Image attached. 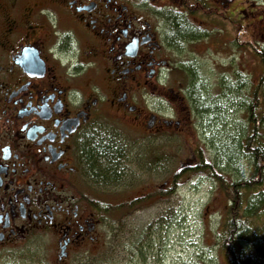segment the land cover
<instances>
[{"label": "flooded vegetation", "instance_id": "af4514ba", "mask_svg": "<svg viewBox=\"0 0 264 264\" xmlns=\"http://www.w3.org/2000/svg\"><path fill=\"white\" fill-rule=\"evenodd\" d=\"M1 10L0 261L53 238L61 263L104 236L110 207L135 210L161 194L104 199L106 187H122L129 149L119 137L131 122L145 135L205 131V115L229 98L252 117L235 128L242 151L264 145V0H43ZM96 147L117 150L115 175L96 168L108 161ZM217 152L205 159L226 181ZM230 167L227 184L253 169ZM252 188L264 192V178Z\"/></svg>", "mask_w": 264, "mask_h": 264}, {"label": "rangeland", "instance_id": "374dc122", "mask_svg": "<svg viewBox=\"0 0 264 264\" xmlns=\"http://www.w3.org/2000/svg\"><path fill=\"white\" fill-rule=\"evenodd\" d=\"M41 1L0 0V12L3 7L7 13H22L24 7L37 6ZM212 72L214 75L215 69ZM233 96L234 93L229 95L230 98ZM244 97L249 98L246 93H243ZM232 104L226 102V107L231 109L224 113V128L220 122L224 117L222 113L214 114L217 123L205 131L196 125L185 124L180 129L146 130L145 135L143 131L135 130V123L131 122L119 137L129 149V156L124 161L126 175L122 187L105 188V201L118 204L154 189H170L171 177L180 171L173 192L152 197L142 204L139 202L135 210L118 211L110 207L104 215V236L95 245L73 253L61 263L57 262L52 238L45 243H33L26 247L27 251L19 248L15 256L12 254L0 264H79L78 261L86 256L93 257L92 264L96 261H100L98 264H226L216 241L226 218V193L203 171L185 169L196 164L193 160L196 149L204 150L206 156L213 149L218 151V146L225 149L230 146L228 139L233 136L236 126L248 125L246 112L235 111ZM208 117L213 115L204 118ZM133 151H137L136 155ZM221 152L223 149L222 155ZM220 154L217 152L219 158ZM242 159L239 160L244 164ZM221 162L227 176L224 182H229L232 168L226 158H220Z\"/></svg>", "mask_w": 264, "mask_h": 264}, {"label": "trees", "instance_id": "16d2710c", "mask_svg": "<svg viewBox=\"0 0 264 264\" xmlns=\"http://www.w3.org/2000/svg\"><path fill=\"white\" fill-rule=\"evenodd\" d=\"M182 28V26H179L180 31H182ZM184 31L185 30H183V32ZM262 100L264 103V93ZM226 102L231 103L232 101L227 98ZM244 106L247 107L248 116H250L252 109L251 105L248 107V104L245 105L244 103ZM223 107L224 108L221 107L222 109H219V107L213 108L210 112L208 111V115H213V117L206 118L208 128L213 127L214 124L217 123V120L214 119L215 113L226 114V112L231 109L230 106L229 108H227L228 106ZM225 114L220 121L223 128L226 126V123L223 122ZM248 120H252V117H249ZM218 124L220 123L218 122ZM229 140H231L230 146L227 145L225 149L218 146V152L223 149V152H221L223 157L229 161L230 166H235L236 169H239V166L243 164V162L239 160L241 157L245 160V164H252L253 169L249 171L248 178L240 177L237 180H231V183L227 184L224 180L219 179L217 171L215 172L213 166L206 162V156L201 149H197L198 156L196 164L193 167H187L185 171H198L209 168L210 171L208 172L215 177L213 180L218 182L226 193L228 199L226 218L217 233L218 238L216 239L218 248L225 258L226 264H264V192L259 191L258 194L250 193V190L253 189L252 187L254 185H260L264 178V145L260 144L257 149H251L252 144L248 141L247 153H244L238 138H235L234 134L228 141ZM116 151L117 150L113 148L100 149L99 147L93 150V153L103 152L102 156L108 159V161L100 160L99 163L95 165L97 166L96 168L105 167L108 169L105 170L106 172H104L103 175L116 174V169L119 166L118 162L111 161L112 158L116 157ZM93 159L95 160V158ZM179 176H181L180 171L174 173L170 181V189H162L160 192L162 196L165 194L170 195L173 192ZM246 189H248V191H246ZM148 197L149 195L146 196V198ZM142 199L143 198L133 199L130 201V205ZM91 258L93 257L86 256L84 260L81 258L78 263L92 264L93 260ZM82 260L85 262L81 263L83 262ZM99 262L100 261H96L93 264H98Z\"/></svg>", "mask_w": 264, "mask_h": 264}, {"label": "water", "instance_id": "95a60500", "mask_svg": "<svg viewBox=\"0 0 264 264\" xmlns=\"http://www.w3.org/2000/svg\"><path fill=\"white\" fill-rule=\"evenodd\" d=\"M62 255H65V253H64V252L59 253V258H60Z\"/></svg>", "mask_w": 264, "mask_h": 264}]
</instances>
